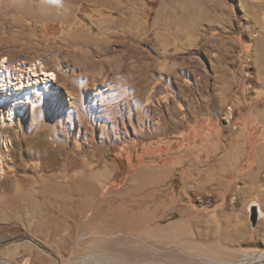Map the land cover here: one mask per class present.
Returning a JSON list of instances; mask_svg holds the SVG:
<instances>
[{
	"label": "rangeland",
	"instance_id": "1",
	"mask_svg": "<svg viewBox=\"0 0 264 264\" xmlns=\"http://www.w3.org/2000/svg\"><path fill=\"white\" fill-rule=\"evenodd\" d=\"M39 9L0 0V240L54 255L9 242L0 264H264L164 217L186 172L264 158V0Z\"/></svg>",
	"mask_w": 264,
	"mask_h": 264
},
{
	"label": "crops",
	"instance_id": "2",
	"mask_svg": "<svg viewBox=\"0 0 264 264\" xmlns=\"http://www.w3.org/2000/svg\"><path fill=\"white\" fill-rule=\"evenodd\" d=\"M228 156L227 154L221 161L203 162V170L193 169L191 173L200 179L196 186H188L189 171L186 172L182 176L183 190H171V203L164 217L170 221L182 218L185 225L193 224V236L197 237L201 244L206 236L214 233V239L210 238L208 241L214 240L218 246L236 250V255H240L248 250L264 248V158H257L245 165L237 174L238 179L231 182L227 175L233 176L235 165L228 160ZM164 174L166 175V172ZM161 181L163 180H158ZM195 192L199 193V196H213L215 201L211 212L216 214L217 219L208 225V228V219L204 212L194 215L191 213L194 208L192 193ZM253 201L259 204L263 214L254 227L248 217V205ZM207 202L206 200L199 205L201 211L210 208Z\"/></svg>",
	"mask_w": 264,
	"mask_h": 264
},
{
	"label": "bare ground",
	"instance_id": "3",
	"mask_svg": "<svg viewBox=\"0 0 264 264\" xmlns=\"http://www.w3.org/2000/svg\"><path fill=\"white\" fill-rule=\"evenodd\" d=\"M36 1H37V5L42 7L41 10L39 9L42 12V15L40 16V14H39V17L32 19L33 22L41 20V18L44 17V15L68 18V17H70L72 15L77 3L82 1V0H36ZM26 6H28V5H26ZM13 91H14V89H13ZM8 95L9 96L11 95L10 92H9ZM11 96H13V94ZM77 209H79V208L76 207L75 209L70 210L69 214L67 213V215H70V214L71 215L72 214L77 215L78 214ZM262 255H260L255 260V262L257 264L262 263V261H263Z\"/></svg>",
	"mask_w": 264,
	"mask_h": 264
},
{
	"label": "water",
	"instance_id": "4",
	"mask_svg": "<svg viewBox=\"0 0 264 264\" xmlns=\"http://www.w3.org/2000/svg\"><path fill=\"white\" fill-rule=\"evenodd\" d=\"M248 213H249V221L251 223V225L254 227L258 221V219L263 215L262 211L259 207V204L255 201L251 202L248 205ZM24 240H28L33 242L34 244H36L37 246H39L41 249L45 250L46 252H48L49 254H53V252L47 248L46 246L40 244L39 242H37L35 239H33L32 237L25 235V234H18V235H11L6 237L5 239L0 240V245L9 243V242H17V241H24ZM264 252V249H263Z\"/></svg>",
	"mask_w": 264,
	"mask_h": 264
}]
</instances>
